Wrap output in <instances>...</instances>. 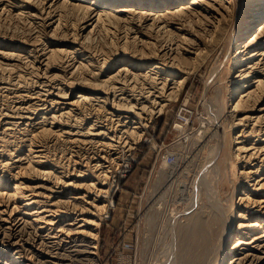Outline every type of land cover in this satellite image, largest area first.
I'll list each match as a JSON object with an SVG mask.
<instances>
[{
	"label": "bare ground",
	"instance_id": "1",
	"mask_svg": "<svg viewBox=\"0 0 264 264\" xmlns=\"http://www.w3.org/2000/svg\"><path fill=\"white\" fill-rule=\"evenodd\" d=\"M209 60L141 264H264V0H0V264H102L118 153Z\"/></svg>",
	"mask_w": 264,
	"mask_h": 264
},
{
	"label": "rangeland",
	"instance_id": "2",
	"mask_svg": "<svg viewBox=\"0 0 264 264\" xmlns=\"http://www.w3.org/2000/svg\"><path fill=\"white\" fill-rule=\"evenodd\" d=\"M209 66L210 60L199 72L192 74L188 78L184 91L176 100L171 101L165 107L162 114L154 115V118L149 122V126L145 129L144 136L138 140L139 142L137 141L130 150H127L123 154L122 152L118 153L119 159L116 158V163L114 162V165L111 167L113 176L111 179L112 190L110 198L114 200L115 205L108 204L105 206L106 209L104 211L106 214H110V217L103 218L101 220L102 224L98 228L100 235L98 258L102 264H141L142 254L140 253L142 251L139 250V246L142 247L143 237L149 231L152 233L155 232L158 227L156 222V225L154 224V218H152L153 223L150 219H148L150 221L149 224L147 222L146 210H148V203L146 202H149V197L154 191L153 188H156L154 187L155 185L159 187L167 182L171 172L170 166L174 165L173 163L178 160L176 153L184 152L186 155L183 153L182 156L185 155L187 157V155L191 154L192 149L190 148L193 147V141L199 139L198 131H200L201 118L205 117V115L207 116L204 102L205 100H210L209 97H214V92L210 88V90L208 89L206 91V79ZM178 122L184 123L186 130L194 136L192 138L193 141L191 139V146L183 147L181 150L179 141H183V137L182 132L176 127ZM193 131L196 132L194 133ZM51 145L49 147V153L52 155V158L55 155L57 157H63V159L67 156L68 150L65 148V144L58 143L57 145ZM65 152L66 155L64 154ZM165 156H167V160L169 161H165L166 165L163 164ZM180 173L176 176L177 179L175 178V183L178 186L177 184L174 185L171 195L175 189L177 191L174 193L179 192V189L183 187L181 185L187 181L186 178L184 180L185 182L183 181L187 172L185 171L184 174L183 172ZM191 175H193L192 171L189 176L192 177ZM157 177L158 182L156 183ZM159 178H161V181L164 179L162 183H160ZM152 183L155 185H152ZM169 201L173 209L181 212L185 209V201L174 202L175 200L172 199H169ZM1 260L4 261L6 259Z\"/></svg>",
	"mask_w": 264,
	"mask_h": 264
}]
</instances>
